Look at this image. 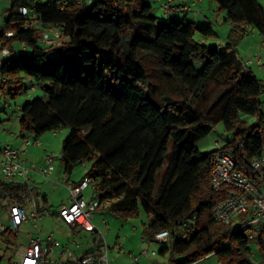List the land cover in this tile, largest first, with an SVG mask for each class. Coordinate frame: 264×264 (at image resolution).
Listing matches in <instances>:
<instances>
[{"label":"trees","instance_id":"1","mask_svg":"<svg viewBox=\"0 0 264 264\" xmlns=\"http://www.w3.org/2000/svg\"><path fill=\"white\" fill-rule=\"evenodd\" d=\"M210 1L231 23L225 41L211 46L194 37L215 36L209 23L160 17L152 0H11L0 24V52L7 50L0 57V94L14 98L26 89V77L29 87L43 89L46 99L21 104V137L67 129L59 155L63 172L69 176L85 162L75 183L95 181L97 209L124 221L143 212L145 238L168 230L158 251H170L167 264H192L210 254L218 264H257L240 227L246 216L229 224L213 218V208L235 189L214 191L210 174L215 155L224 153L264 185L250 167L264 155V81L237 50L245 26L264 43V0ZM22 6L34 8L35 17L22 14ZM40 23L58 26L64 37L59 46L41 44ZM140 53L159 58L160 69H149ZM218 123L232 139L201 152L197 142ZM31 189L40 214L46 195ZM8 198L24 206L28 186L0 179V203ZM188 218L194 222L182 238ZM92 233L93 248L81 256L102 251L99 234ZM0 239L6 249L15 248L18 234L5 230ZM255 243L264 259V227ZM10 260L6 264H14Z\"/></svg>","mask_w":264,"mask_h":264},{"label":"built area","instance_id":"2","mask_svg":"<svg viewBox=\"0 0 264 264\" xmlns=\"http://www.w3.org/2000/svg\"><path fill=\"white\" fill-rule=\"evenodd\" d=\"M42 0H32V2ZM45 1V0H43ZM42 1V2H43ZM77 2L81 0H76ZM89 2L90 0H84ZM158 4L159 9L163 14L173 13H189L194 11L202 0H187L184 3H175L174 0H152ZM65 1L62 2L64 4ZM22 14L29 16L31 19L35 17V9L22 6L20 8ZM231 25V23H228ZM41 33L40 42L45 46L57 47L64 40L58 26L51 24L40 23ZM252 27L245 26V32L252 34ZM222 43V42H221ZM2 55L7 53L4 49L0 52ZM256 63L259 68H264V59L257 55L244 61V64ZM2 80V78H1ZM30 91H34L35 87L30 86ZM264 93V88H262ZM0 108L12 109V105L5 100H2L0 94ZM56 135V131L52 132ZM25 146L37 145L38 140L25 139ZM23 150L14 147L11 144L5 143L0 146V172L3 180L9 182H21L28 186L29 209L26 210L23 205L17 204L12 199L6 200L8 212V224H0V233L5 230H10L19 233L23 224H30L35 233H27V242L21 245L23 250L19 252L21 247L19 244L15 247V257L11 259L14 264H112L108 254V245L105 236L100 232L99 228L93 222L92 212L97 210L100 203L94 196L96 192V183L89 177H84L79 183L69 181L67 177L62 178V184L66 187L69 197V203L58 207L57 216L61 221L73 230L75 236L79 229L87 232H97L103 239L104 250L99 254L88 256H76L66 245L54 236L52 232L46 234L43 238L41 231V216L35 208L33 192L30 185L29 175L34 174L42 179H50L55 168V155L47 151L42 164H26L22 159ZM85 166V162L81 163ZM252 171L261 179H264V155L253 158L250 163ZM210 186L214 191L220 190L223 186H231L235 192L231 193L224 200L219 202L212 211L213 218L224 224H229L233 220L246 216L245 221L240 224V227L247 230V237L252 242H255L257 235L262 227H264V185L257 184L253 179L243 174L235 168L233 159L224 153H217L214 157L213 166L210 174ZM87 191V192H86ZM91 194L87 199L86 196ZM109 201L104 202V206L109 205ZM192 218L183 221L180 229L182 230L180 237L184 238L187 232L193 225ZM104 227L108 224L105 220L102 221ZM136 230V227H132ZM170 232L161 230L156 232L152 237H141V241L158 242L166 244L169 240ZM122 245L115 243L113 248L121 251ZM155 254L154 251L149 252L147 249H142L139 253H128V264H143V258H149ZM119 264V263H116ZM152 264V263H148ZM158 264V263H154ZM192 264H195L192 263Z\"/></svg>","mask_w":264,"mask_h":264},{"label":"rangeland","instance_id":"3","mask_svg":"<svg viewBox=\"0 0 264 264\" xmlns=\"http://www.w3.org/2000/svg\"><path fill=\"white\" fill-rule=\"evenodd\" d=\"M5 1V3H3ZM7 0H0V11L2 7L8 6L9 2ZM156 13L163 18L173 17V18H183L191 19L192 15L189 13H173L172 14H163L159 9L157 3L152 2ZM210 9L204 12L210 21V25L215 33V36L207 38L206 44L217 45L220 44L222 40L225 41V33L230 26L228 22L224 20V11H219L217 9V4L210 1ZM198 6V5H197ZM197 9V7H196ZM195 9V10H196ZM194 10V11H195ZM2 19V18H1ZM0 20V24H1ZM195 24H204L202 20H195ZM228 34V32H227ZM226 34V36H227ZM196 39L200 38V35L196 33L194 36ZM262 39L258 32L253 29L252 34H247L244 39L241 41L239 46L237 47L239 58L242 61L246 59L252 58L260 54L262 59H264V46L261 45ZM261 47V48H260ZM141 58L143 59V63L149 67V69H160V60L159 58L152 55H145L140 53ZM248 57V58H247ZM197 68L201 67L200 63H195ZM248 67L251 68L252 72L258 76L260 74H264V68L257 69V65L255 63L247 64ZM264 79V76H262ZM29 77L24 79V84L26 89L16 95L14 98H11L9 95L2 96V100L7 101L12 106L16 105L18 102H22L24 100H29L34 97H40L42 99H46V94L40 86H35L36 91L29 90ZM158 84V82H155ZM106 87L108 89H112V81L110 78L107 79ZM159 88V89H158ZM157 90H162L160 86ZM154 91V89H153ZM28 95V96H26ZM219 93L216 95L218 96ZM9 112V110H6ZM3 111H0L2 114ZM4 114V113H3ZM247 117V116H245ZM67 129H61L56 131V135L52 137V132L47 131L42 136L43 138H47L51 140V145L49 146V151L52 152L55 156V171L51 174L50 179H42L38 176L29 175L31 177V181L35 180L36 185H33L34 192L39 188L40 195H46L47 202L45 205V209L41 214V231L40 234L44 238L47 233L52 232L56 238H58L63 245L69 247V249L76 255L81 256L85 252L90 251L93 248V239L95 236L92 232H87L82 229H79L77 234L73 235V230L66 224H64L61 219L56 216L58 205L64 202L67 199V190L65 186L61 183L62 178L65 176L72 180L80 179L86 171V167L82 164H76L73 168L72 173L68 176L63 173V167L59 161L60 149L62 145V141L64 137L67 135ZM233 134L229 131H226L223 128L222 123H218L212 131L204 138L200 139L197 142V147L201 152H207L215 149L219 144L225 143L226 141L232 139ZM48 147V146H47ZM32 147L29 148V152H31ZM165 168V166H164ZM32 183V182H31ZM87 192V191H86ZM90 196H86L88 199ZM28 201V200H27ZM25 209H29V205L26 202L24 205ZM93 222L99 228L100 232L105 236L106 242L108 245V254L110 257V261L112 264H128L129 260L127 258L128 253L137 254L142 249H147L149 252L154 251L155 254L151 255L150 258L153 260H157L158 264H167V261L170 257V251H168L165 255H161L158 251L160 248L164 246V244L158 242H148L141 241V230H142V220L145 218L143 212L140 213V216L133 219H128L124 221L119 219L118 217L112 215L109 211L103 208H99L92 212ZM105 220L108 224V227L105 228L102 221ZM0 224L7 225L8 224V212L7 205L5 202L0 203ZM136 227V230H133L132 227ZM27 233H35L30 224H23L21 230L18 234V243L20 246L25 245L27 242ZM102 250H104V242L100 237ZM115 243H119L122 245L121 251L118 252L117 249L113 248ZM167 244V243H166ZM19 248V252L23 250V247ZM250 258L254 263L264 264V259H262V255L258 249V246L255 242L250 243ZM15 257V248L6 249L4 244L0 239V264H6L10 258ZM195 264H218L216 257L213 254H210L201 260L195 262Z\"/></svg>","mask_w":264,"mask_h":264},{"label":"crops","instance_id":"4","mask_svg":"<svg viewBox=\"0 0 264 264\" xmlns=\"http://www.w3.org/2000/svg\"><path fill=\"white\" fill-rule=\"evenodd\" d=\"M186 1L187 0H174L175 3H184ZM6 2L11 3V0H7ZM3 3H5V1ZM9 5L10 4H8V6ZM8 6L2 7V9L0 11V20H3L4 15H5V10H6V8ZM210 7H211L210 0H202V2L198 4L197 9L195 11L189 12V14L192 15V18L189 19V20L195 22V20L200 19V20L203 21L204 24H206V23L211 24L210 21H209V19H208V17L204 13L207 10H209ZM172 15H174V14H172ZM227 32H228V30L225 33V36H224L225 38H226ZM200 40L202 42H205V43L207 42V39L206 38H203V37H200ZM222 41H224V40H222ZM261 45L264 46V43H261ZM258 55H260V54H258ZM0 57H1V53H0ZM256 67H257V69H260L258 66H256ZM262 76H264V74H260L257 77L260 80L264 81V79H262ZM0 81H1V76H0ZM29 81L31 82V79H29ZM31 84H32V82L29 85H31ZM34 91H36V87H35V90ZM26 96H28V95H26ZM22 103H23V101L16 103V105L12 106L13 107L12 109H8L9 112L6 111L7 109L0 108V111H3V113H4V114L3 113L0 114V146L3 145V144H5V143H8V144H11L14 147L21 148L23 150V153L21 154V157H22V159L25 160V163L26 164H29V165L30 164L39 165V164H42L43 163L45 153L47 151H49L48 148L51 145V140L50 139H47V138H43L44 137V136H42L43 134L41 136L37 137V138H35L33 135L27 136L25 138H22L21 137L20 132H19L18 118H19V114H20L19 113V109H20ZM54 136L55 135H52V137H54ZM27 138L28 139H31V140L37 139L39 144L25 146L24 141ZM30 147H32L31 150H30L31 152H29V148ZM55 159H56V156H55ZM54 171H55V168H54ZM32 175H34V174H32ZM30 176H31V174H30ZM0 179H2L1 172H0ZM29 180H30V185L32 187H33V185H36L35 180H32L31 181V177H29ZM78 181H79V179L78 180H72V182H74V183L75 182H78ZM38 189L39 188L37 187V192L39 193V190ZM88 196H91V194H88ZM68 203H69V197H68V192H67V199L64 202L60 203L58 205V207L61 206V205H63V204H68ZM57 210H58V208H57ZM55 215L57 216V214H55ZM40 216H41V214H40ZM41 220H42V218H41ZM142 263L143 264H148V263L154 264V263H157V260H153L150 257L149 258H146V259L143 258L142 259Z\"/></svg>","mask_w":264,"mask_h":264}]
</instances>
